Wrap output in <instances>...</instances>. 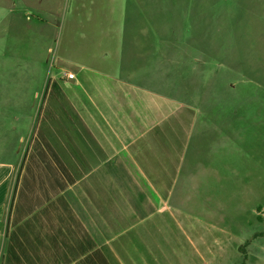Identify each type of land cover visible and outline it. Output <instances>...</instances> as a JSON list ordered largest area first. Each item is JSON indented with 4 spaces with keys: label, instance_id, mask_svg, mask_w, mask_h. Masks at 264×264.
Listing matches in <instances>:
<instances>
[{
    "label": "crops",
    "instance_id": "obj_1",
    "mask_svg": "<svg viewBox=\"0 0 264 264\" xmlns=\"http://www.w3.org/2000/svg\"><path fill=\"white\" fill-rule=\"evenodd\" d=\"M24 2L45 37L41 15L52 0ZM161 4L74 0L58 20L62 66L38 81L42 103L24 159L17 141L29 99L0 94V264H222V240L200 227L208 217L182 200L205 188L196 113L165 95L160 64L155 76L146 72L165 43ZM7 10L0 45L4 31L18 29ZM37 62H28L31 86L45 64Z\"/></svg>",
    "mask_w": 264,
    "mask_h": 264
},
{
    "label": "rangeland",
    "instance_id": "obj_2",
    "mask_svg": "<svg viewBox=\"0 0 264 264\" xmlns=\"http://www.w3.org/2000/svg\"><path fill=\"white\" fill-rule=\"evenodd\" d=\"M0 2L2 13L13 8L18 18L17 33L4 31L0 45V94L20 92L29 99L32 114L20 118L17 141L24 159L42 103L38 81L62 66L58 20L74 0H52L49 14L41 15L50 26L43 38L37 35L42 22L24 0ZM160 9L165 43L146 72L155 76L160 64L165 95L195 111L192 141L199 145L193 155L208 157L198 166L206 170L205 188L189 191L184 207L208 217L200 227L222 240V264H241L245 242V264H264V0H162ZM171 29L173 38L167 36ZM29 60L45 63L34 70V86Z\"/></svg>",
    "mask_w": 264,
    "mask_h": 264
},
{
    "label": "trees",
    "instance_id": "obj_3",
    "mask_svg": "<svg viewBox=\"0 0 264 264\" xmlns=\"http://www.w3.org/2000/svg\"><path fill=\"white\" fill-rule=\"evenodd\" d=\"M21 170H22V166H21V168H20L18 174L21 173ZM14 191H15V188H14ZM13 196H14V192H13ZM13 196H12V198H13ZM11 203H12V201H11ZM247 244H248V242H245V243L243 244V246L240 247L241 251L243 252V262H242L241 264H245V261H246V259H247V255H246V253H245V247H246Z\"/></svg>",
    "mask_w": 264,
    "mask_h": 264
},
{
    "label": "built area",
    "instance_id": "obj_4",
    "mask_svg": "<svg viewBox=\"0 0 264 264\" xmlns=\"http://www.w3.org/2000/svg\"><path fill=\"white\" fill-rule=\"evenodd\" d=\"M66 77L67 78H74V74L73 73H66Z\"/></svg>",
    "mask_w": 264,
    "mask_h": 264
}]
</instances>
